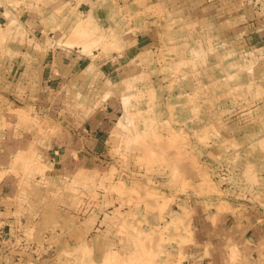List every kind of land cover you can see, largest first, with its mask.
I'll list each match as a JSON object with an SVG mask.
<instances>
[{
    "label": "rangeland",
    "instance_id": "374dc122",
    "mask_svg": "<svg viewBox=\"0 0 264 264\" xmlns=\"http://www.w3.org/2000/svg\"><path fill=\"white\" fill-rule=\"evenodd\" d=\"M2 187L0 264H264V0H0Z\"/></svg>",
    "mask_w": 264,
    "mask_h": 264
},
{
    "label": "crops",
    "instance_id": "0c3cea01",
    "mask_svg": "<svg viewBox=\"0 0 264 264\" xmlns=\"http://www.w3.org/2000/svg\"><path fill=\"white\" fill-rule=\"evenodd\" d=\"M43 62L45 61V59L44 60H42ZM55 63H56V66H54L55 67V69H54V67H53V65L52 64H50V67L48 68V69H46V66H47V64H43V66H42V71L41 72H47V74H48V76H52V75H54V74H62L63 75V73L62 72H65V60L64 59H60V58H56L55 59V61H54ZM67 62V61H66ZM88 134V133H87ZM85 135V134H84ZM89 135H91V134H88V136ZM85 140H87L88 139V137H85L84 138ZM71 141H73L74 142V146H76L78 143H80L81 141H83V137L81 136V138L80 137H78V136H73L72 137V139H70ZM71 150V149H70ZM12 189V188H11ZM8 190H7V188L6 187H2L1 189H0V204L1 203H3V204H13V203H15V202H17V200H19V198H14V197H10L9 195H11V194H7V197H6V195H5V193L7 192ZM5 192V193H4ZM1 196H2V198H1Z\"/></svg>",
    "mask_w": 264,
    "mask_h": 264
},
{
    "label": "bare ground",
    "instance_id": "6f19581e",
    "mask_svg": "<svg viewBox=\"0 0 264 264\" xmlns=\"http://www.w3.org/2000/svg\"><path fill=\"white\" fill-rule=\"evenodd\" d=\"M219 259V258H218Z\"/></svg>",
    "mask_w": 264,
    "mask_h": 264
}]
</instances>
